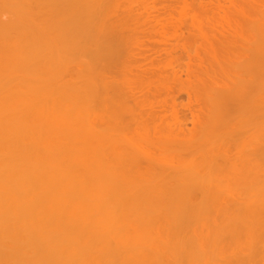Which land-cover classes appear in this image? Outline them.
<instances>
[{"label": "bare ground", "instance_id": "bare-ground-1", "mask_svg": "<svg viewBox=\"0 0 264 264\" xmlns=\"http://www.w3.org/2000/svg\"><path fill=\"white\" fill-rule=\"evenodd\" d=\"M0 264H264V0H0Z\"/></svg>", "mask_w": 264, "mask_h": 264}]
</instances>
